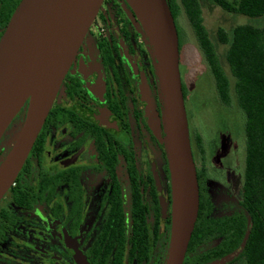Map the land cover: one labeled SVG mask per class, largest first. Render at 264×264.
Instances as JSON below:
<instances>
[{"label":"flooded vegetation","instance_id":"af4514ba","mask_svg":"<svg viewBox=\"0 0 264 264\" xmlns=\"http://www.w3.org/2000/svg\"><path fill=\"white\" fill-rule=\"evenodd\" d=\"M20 2L0 0V38ZM23 118L21 111L11 125L20 128ZM187 120L204 208L182 264H210L235 251L199 261L226 241L221 223L242 216L247 228L252 220L239 165L208 163ZM7 136L0 162L13 142ZM231 176L240 184L236 201ZM171 205L156 55L127 2L103 0L0 199V264H165Z\"/></svg>","mask_w":264,"mask_h":264},{"label":"water","instance_id":"95a60500","mask_svg":"<svg viewBox=\"0 0 264 264\" xmlns=\"http://www.w3.org/2000/svg\"><path fill=\"white\" fill-rule=\"evenodd\" d=\"M102 1L21 0L14 10L0 38V141L21 111L24 118L20 128H14L10 150L0 162V199L21 169ZM125 1L150 41L160 71L172 195L165 264H182L198 215L199 191L179 69L178 34L166 0ZM161 207L163 213L162 199ZM250 227L247 222L238 251Z\"/></svg>","mask_w":264,"mask_h":264},{"label":"trees","instance_id":"16d2710c","mask_svg":"<svg viewBox=\"0 0 264 264\" xmlns=\"http://www.w3.org/2000/svg\"><path fill=\"white\" fill-rule=\"evenodd\" d=\"M212 1L229 14L247 18L264 16V0ZM166 2L174 21H177L181 13L186 17L212 76L220 103L229 107L232 100H235L238 122L241 126L239 132L244 142L242 203L252 220L248 238L240 250L239 258L244 264H264V27L237 25L230 36L222 28L217 30V41L227 46L224 61L234 79L231 86L202 24L198 1L166 0ZM194 140L198 146H202L200 134H196ZM203 208L199 204L194 232L203 224L200 222L203 218ZM240 218L243 219L242 216ZM242 219L238 220L240 222H222V231L227 234L226 241L221 243L220 248L200 254L199 261L206 262L215 256L237 250L246 231V222Z\"/></svg>","mask_w":264,"mask_h":264},{"label":"rangeland","instance_id":"374dc122","mask_svg":"<svg viewBox=\"0 0 264 264\" xmlns=\"http://www.w3.org/2000/svg\"><path fill=\"white\" fill-rule=\"evenodd\" d=\"M201 11L202 24L207 31L208 37L213 44L219 64L227 76L230 85L234 83L228 66L224 61L227 46L219 44L216 35L217 30L222 28L229 36L237 25H250L257 28L264 27V16L259 18H247L240 15L229 14L222 11L212 0H197ZM179 41V67L181 80L184 87V105L186 116L190 122V131L200 134L203 155L208 163L231 166L239 165L240 170L244 168V142L239 130L237 106L235 100L229 107L223 106L216 94L212 76L209 73L202 52L198 46L197 39L192 31L186 17L181 13L174 21ZM17 126L11 125L6 133L7 140L3 147H7L12 138L7 135ZM16 134V133H15ZM15 136V135H14ZM13 136V138H14ZM192 141V140H191ZM0 146V155L4 154ZM215 165V164H214ZM229 169V167H228ZM232 179V176H231ZM234 180V182H233ZM229 187L234 200L239 197L240 184L237 178L231 181ZM240 251L224 257L210 264H241L237 255Z\"/></svg>","mask_w":264,"mask_h":264}]
</instances>
